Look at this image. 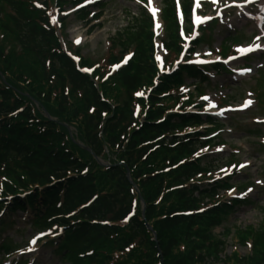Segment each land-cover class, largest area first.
<instances>
[{
	"label": "trees",
	"instance_id": "obj_1",
	"mask_svg": "<svg viewBox=\"0 0 264 264\" xmlns=\"http://www.w3.org/2000/svg\"><path fill=\"white\" fill-rule=\"evenodd\" d=\"M33 2L0 0V210L10 197L11 212L36 206L34 230L63 228L52 244L60 264H264V209L256 228L234 230L241 247L250 242V253L226 256L225 242L213 230L232 211L216 200L218 189L230 186L193 184L212 165L192 160L205 146L202 133L179 134L213 121L167 113L178 105L185 77L201 83L203 73L181 67L154 86L152 25L141 9L109 39L105 61L111 65L129 51L133 57L101 82L106 65L93 76L79 72L62 49L64 28L51 26ZM161 3L163 44L177 56L174 2ZM183 11L188 20L189 2ZM75 54L81 68L92 66ZM258 87L264 92V82ZM150 88L147 99L136 96ZM185 97L190 104L192 94ZM2 249L8 254L12 247Z\"/></svg>",
	"mask_w": 264,
	"mask_h": 264
},
{
	"label": "rangeland",
	"instance_id": "obj_2",
	"mask_svg": "<svg viewBox=\"0 0 264 264\" xmlns=\"http://www.w3.org/2000/svg\"><path fill=\"white\" fill-rule=\"evenodd\" d=\"M106 1V7L104 10L103 17L98 21H93L91 25H100L95 28L93 31L88 30L89 26H84V23L78 20L73 16V9L70 6H66L64 9L66 14H69L67 20L65 21L66 31V41L69 44H76L78 48L81 49V54L88 56L92 61H100L101 57L104 56V48L106 47V39L114 33L126 26L129 20V16L137 15L140 4L132 0H104ZM155 7H159V0H152ZM246 0H216L215 6L227 5L231 2H240ZM258 1V0H257ZM207 2L206 0L204 1ZM91 0H86V5L88 11L93 14H96L97 8L94 7ZM205 5V4H204ZM253 8V7H252ZM210 7H201V10H209ZM200 11V12H202ZM208 12V11H207ZM210 14V13H208ZM207 14V15H208ZM226 15L227 18L222 20L213 27L212 35L207 41V33L205 36V43L203 42L197 50V53L203 55L207 48L210 50H216L219 43L222 41L223 36L220 37L219 31H222L224 28L222 25L227 23L230 19H238V13L235 9H227L219 13V17ZM91 18V17H90ZM89 18V19H90ZM229 22V21H228ZM235 28L239 25L237 22H233ZM226 26V25H224ZM95 27V26H94ZM237 30V29H236ZM251 26H247L246 31H251ZM245 31V32H246ZM79 39V43H77ZM203 39V40H204ZM242 42H244L242 40ZM245 44V43H243ZM74 49V48H73ZM252 56L255 58L250 62L251 67H259L261 74H264V55L258 56L257 53H252ZM241 59L236 60L233 65L240 63ZM226 75H220L214 79V83L217 84L215 88L209 87V91H206L208 95L212 98L211 100L220 101L219 97L226 95L227 103H222L223 105L231 104L236 106H242L244 101L249 98L252 99L253 95L249 94L248 90L254 85L255 78H247L241 80L240 82L230 81L231 78ZM190 80H187L186 83H190ZM192 90L193 88L190 87ZM248 100V99H247ZM249 108L246 112L242 114L231 115L228 121L224 122L223 133L221 134L219 140L223 141L224 145L218 148L216 151L221 152L224 156L228 154H235L238 157L239 162L243 164H248L247 169L243 171L242 174L235 176L231 180V184H237L238 181L247 179L255 183L257 180H261L262 183L260 187L264 189V178L259 174L261 170H264V125L259 122H255L254 119L264 116V108H260L255 101L252 104H249ZM260 135V136H256ZM215 141V142H217ZM214 142V143H215ZM216 146V145H215ZM215 149L212 152H216ZM209 152V154H214ZM255 186V185H254ZM260 187H255L254 192L250 193V199L252 202L248 205H243L241 207L235 208L234 212L229 216L225 226L231 227L236 226L239 228H244L246 226H257L262 217L263 213L259 209L262 205L264 192ZM235 193H231L227 199H231ZM260 195V196H259ZM30 209V208H29ZM34 209V208H33ZM32 209V210H33ZM31 209L28 210L25 214H16L12 218V224L3 230V233L0 236V242L4 237H8L11 243L24 245L28 238L33 234L29 225L23 223V219L32 217L34 212ZM221 232V230L215 229V234ZM30 241V240H29ZM226 241V253H230L234 249H238L241 254L248 253L247 248L238 247L236 245V240H233L231 236L225 238ZM21 243V244H20ZM33 243V238L30 244ZM44 244V243H42ZM33 246L32 253L24 256V259L29 260L35 264H59L58 256L53 253L54 248H44L42 246ZM19 255L11 257L8 261H16L19 259Z\"/></svg>",
	"mask_w": 264,
	"mask_h": 264
},
{
	"label": "snow or ice",
	"instance_id": "obj_3",
	"mask_svg": "<svg viewBox=\"0 0 264 264\" xmlns=\"http://www.w3.org/2000/svg\"><path fill=\"white\" fill-rule=\"evenodd\" d=\"M137 2H140V0H137ZM212 2L216 3V0H212ZM152 12H153V16H155L156 9L153 8ZM196 21H197V23H201V22H203V18L197 17ZM53 22L55 23V21H53ZM157 27H159V25H157ZM76 42L79 43V39H77ZM259 47H260V45L253 44L252 46H249L248 48H239V49H237V51H239L243 54L246 52L256 50ZM84 71H88V69H84ZM244 71H249V70L245 69ZM137 95H140V93H137ZM248 103H251V101H248ZM242 167H243V165H242ZM249 191H251V189H249ZM33 243H34V241H33Z\"/></svg>",
	"mask_w": 264,
	"mask_h": 264
}]
</instances>
